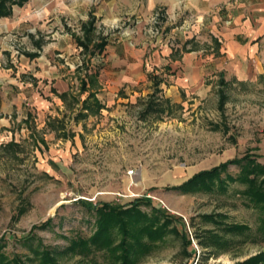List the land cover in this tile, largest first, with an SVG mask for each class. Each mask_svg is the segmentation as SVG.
Instances as JSON below:
<instances>
[{
  "label": "rangeland",
  "instance_id": "obj_1",
  "mask_svg": "<svg viewBox=\"0 0 264 264\" xmlns=\"http://www.w3.org/2000/svg\"><path fill=\"white\" fill-rule=\"evenodd\" d=\"M79 2H86V9L95 5L102 14L105 11L106 0ZM82 9L77 5L74 12ZM52 17L38 34L52 43L58 33L62 35L60 48L71 46L57 51L60 57L35 62L27 73L63 76L76 95L81 77L75 67L87 61L88 71L97 69L100 86L96 94L103 109L74 123L69 101L55 104L45 97L44 81L33 84L30 74L22 78L17 64L22 45L8 53L0 51V237L4 254L19 256L23 264H39L33 251L42 246L57 252L58 264H114L110 252L81 255L67 251L70 242L87 239L93 231V213L82 202L121 206L138 198L180 221L172 225L177 236L166 235L135 264H190L182 253L180 234L188 238L190 250L195 245L200 252L199 264H234L264 251V211L245 206L241 185L230 184L224 194L180 195L166 190L244 153L264 165V73L254 80L222 78L225 84L221 87L218 73L205 61L212 54L205 34L186 47L196 46L198 52L181 53L175 45L186 36L184 31H154L149 19L141 30L132 27L131 20L106 31L97 28L107 38L108 47L102 56L87 60V53L75 48L70 38L80 35L76 21H68L69 26L58 32ZM167 39L171 46L160 48ZM199 57L204 60L201 66ZM151 76L162 79L163 96L176 105L170 113L140 115L143 101L152 92ZM220 88L226 98L222 115L217 110ZM34 100L44 106L35 105ZM51 118L59 119L72 137L62 139L51 131L47 126ZM212 125H224L228 132L214 131ZM236 172V167L227 169L231 176ZM203 214L222 215L223 224L244 225L247 231L225 234L219 226L201 222ZM47 220L46 228L35 229L25 238L32 226ZM210 234L220 235L223 245L210 244L206 240Z\"/></svg>",
  "mask_w": 264,
  "mask_h": 264
},
{
  "label": "crops",
  "instance_id": "obj_2",
  "mask_svg": "<svg viewBox=\"0 0 264 264\" xmlns=\"http://www.w3.org/2000/svg\"><path fill=\"white\" fill-rule=\"evenodd\" d=\"M79 1L26 0L19 7L13 6L8 17L0 18V51L8 53L12 47L22 45L19 50L21 54L17 57L22 78V74H30L29 80L33 84L44 81L45 97L55 104L60 101L59 94H74L68 80L63 76L36 77L33 73H27L31 71L32 66H36L35 62L40 63L41 59L45 61V57H60L57 51L69 50L71 46L69 44L60 48L62 35L58 33L54 34L55 42L52 43L44 42V37L38 34L41 26L44 29L48 26L46 23L52 15L53 25L58 32L63 31L64 25L69 26L68 21H76L80 35H70V38L81 53L86 52H82L76 45L74 37H82V27L89 17L93 18L94 35L97 37H103L99 35L97 28L106 31L118 22L125 25V22L131 20L132 27L141 30L143 24H146L145 20L149 19L150 29L154 31L158 28H164L170 33L184 31L186 36L175 45L180 48L181 53L198 52L196 46L189 49L186 47L191 40L195 42V39L205 34L208 38L207 44L210 45L209 50L212 52L209 58H205L208 62L206 64L216 70L218 76L221 74L223 79L254 80L264 73V0H106L102 7L105 10L103 14L100 8L94 7L95 5L93 9H86V2ZM77 5L83 8L81 13L74 12ZM121 21L123 22L120 23ZM104 39L106 45L96 57L102 56L108 47L107 38ZM167 45L171 46L169 39L165 40L160 48ZM12 54L13 52L9 58H12ZM87 55V60L95 57L88 53ZM203 61L201 57L198 58L200 66ZM9 63L13 64V60ZM172 63L175 64L176 61ZM13 67L16 68L15 65ZM97 79L98 75L95 78L96 86H100ZM125 80L123 79V84H127ZM118 85L121 86L120 83ZM125 88L127 89V86ZM97 89L99 88L94 89L96 98ZM106 89L110 90L109 87ZM34 104L44 106L35 100Z\"/></svg>",
  "mask_w": 264,
  "mask_h": 264
},
{
  "label": "trees",
  "instance_id": "obj_3",
  "mask_svg": "<svg viewBox=\"0 0 264 264\" xmlns=\"http://www.w3.org/2000/svg\"><path fill=\"white\" fill-rule=\"evenodd\" d=\"M26 0H0V18L8 17L13 6H21ZM96 39L97 41L93 40ZM74 41L82 52L91 56L101 54L106 41L104 37L94 35L93 18L89 17L87 23L82 27V37H74ZM87 62L80 63L75 68V73L80 75L79 89L76 95L72 93H62L58 98L62 102L69 101L70 108L75 112L71 118L74 123L88 116L99 114L103 109L98 99L95 97L97 69L88 71ZM80 72H84L81 75ZM218 78V85L223 86L221 74ZM152 92L146 96L140 111L141 116L150 114L163 115L170 113L176 105L171 104L168 98L162 94L159 86L162 80L156 76H151ZM84 95L81 99L80 97ZM217 110L222 115L225 104V94L223 90L217 91ZM27 115L26 120H28ZM48 128L57 133L62 139L71 138L72 134L64 132V126L59 119H48ZM211 129L220 131L222 134L228 132L224 125H212ZM228 167H236L234 176L227 173ZM237 183L243 188L241 196L246 200V207H253L264 211V165L256 161V157L244 153L241 157L226 160L207 170L193 174L186 181L176 186L167 187V191H173L180 195L194 194H224L230 184ZM87 211L93 213V231L87 239H77L70 242L67 251L72 254L84 255L91 252H110L113 255L114 264H135L138 258L149 254L156 242L161 241L166 235H178L172 226L180 220L169 215L165 210L157 206H151L144 198L134 199L124 205L111 206L102 203L97 206L86 205L82 202ZM141 207L149 210L143 211ZM224 217L219 214H203L199 220L205 224L219 226L225 234H243L247 231L244 225L223 224ZM49 225L45 221L38 226H32L28 232V237L35 229H44ZM261 242L264 245V217L261 220ZM182 245V253L188 259L194 257L193 249L190 250L188 238L184 234L179 235ZM206 240L216 246L223 245L220 235L210 234ZM4 239L0 237V264H23L19 256L8 258L4 252ZM205 248V247H204ZM39 264H58L54 255L57 252L48 251L39 246L33 251ZM201 255L199 256V258ZM234 264H264V251L251 256L243 261Z\"/></svg>",
  "mask_w": 264,
  "mask_h": 264
},
{
  "label": "built area",
  "instance_id": "obj_4",
  "mask_svg": "<svg viewBox=\"0 0 264 264\" xmlns=\"http://www.w3.org/2000/svg\"><path fill=\"white\" fill-rule=\"evenodd\" d=\"M129 173H131V171H129ZM193 246V251H194V257L190 258V264H199V256H200V252L197 250L196 246L195 245H192Z\"/></svg>",
  "mask_w": 264,
  "mask_h": 264
}]
</instances>
